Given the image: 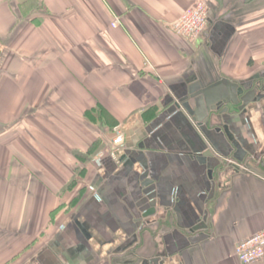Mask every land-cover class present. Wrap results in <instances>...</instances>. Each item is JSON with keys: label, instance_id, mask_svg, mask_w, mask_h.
I'll list each match as a JSON object with an SVG mask.
<instances>
[{"label": "crops", "instance_id": "obj_1", "mask_svg": "<svg viewBox=\"0 0 264 264\" xmlns=\"http://www.w3.org/2000/svg\"><path fill=\"white\" fill-rule=\"evenodd\" d=\"M195 1L0 3V264H242L236 245L264 230V165L239 170L221 121L177 104L264 89V0H205L189 41L172 23ZM257 105L221 118L264 164Z\"/></svg>", "mask_w": 264, "mask_h": 264}, {"label": "built area", "instance_id": "obj_2", "mask_svg": "<svg viewBox=\"0 0 264 264\" xmlns=\"http://www.w3.org/2000/svg\"><path fill=\"white\" fill-rule=\"evenodd\" d=\"M4 0H0L2 3ZM208 21V5L205 0H196L172 23V29L180 37L189 41L198 39L206 28ZM1 52V45H0ZM114 137L111 145L114 155L120 144L124 141V135L121 127L114 128ZM100 156V155H99ZM100 161V157L94 160L95 163ZM231 163L232 160H228ZM227 161V162H228ZM236 167L239 168V163ZM239 170L243 171L239 168ZM235 257L242 264H252L264 258V230L257 232L240 241L235 247Z\"/></svg>", "mask_w": 264, "mask_h": 264}, {"label": "water", "instance_id": "obj_3", "mask_svg": "<svg viewBox=\"0 0 264 264\" xmlns=\"http://www.w3.org/2000/svg\"><path fill=\"white\" fill-rule=\"evenodd\" d=\"M243 90L238 89L235 96H237L235 101H232L233 105H236L241 102V105L232 111H228V108H222L221 105L226 104L225 99L216 101L212 104L204 103V95H192L190 100L187 97H184L178 101L177 107H182L187 110L188 114L193 116V121L197 122V125L200 126L201 122L203 124H208L209 119L216 117L217 120H220V128H217L215 132H223V138L230 144V146L235 150L233 154V159L236 161H242L247 153V151L242 147L240 141L235 136L233 129L229 126L228 121H222L221 115L228 114L229 117L234 118L238 116V112L246 108L251 103L256 102L257 108L261 107L264 109V96L257 95L254 91H250L245 94L240 100L238 98L239 94H242ZM230 97V96H229ZM227 100V99H226ZM193 111V112H192ZM199 117V118H198ZM197 118V119H196ZM207 156H213L211 150H207L204 153H201L196 156V160L199 164L204 163ZM204 224V223H203ZM204 226L203 228H205ZM197 229V228H196ZM147 264H157L156 260L149 261Z\"/></svg>", "mask_w": 264, "mask_h": 264}, {"label": "flooded vegetation", "instance_id": "obj_4", "mask_svg": "<svg viewBox=\"0 0 264 264\" xmlns=\"http://www.w3.org/2000/svg\"><path fill=\"white\" fill-rule=\"evenodd\" d=\"M261 88H263L262 86L258 85V86H253L251 89L247 90V91H243L242 94H239L238 98L239 100L245 95L247 94L248 92L250 91H254L257 95H263L264 96V89L262 90ZM237 98V96H235L234 98L233 97H226L225 98V103L227 104L226 107L228 108V111H232L234 109H236L238 106L241 105V102L239 101L238 104L236 105H233L232 101H235ZM227 99V100H226ZM231 108V109H230ZM245 109V108H244ZM244 109L240 110L239 113L241 111H243ZM217 128H220V124H217ZM216 128V129H217ZM221 129V128H220ZM222 131V130H221ZM240 141V140H239ZM242 147L244 148V143L242 141H240ZM245 149V148H244ZM235 151V150H234ZM247 154V153H246ZM246 155L244 157V159L242 161H239V168L242 169V170H251V168H253L254 166H259L260 164L261 165H264L263 164V161L262 160H258V161H255L253 158H249V159H246ZM220 161L222 164H225L227 165V161L223 158H220Z\"/></svg>", "mask_w": 264, "mask_h": 264}, {"label": "rangeland", "instance_id": "obj_5", "mask_svg": "<svg viewBox=\"0 0 264 264\" xmlns=\"http://www.w3.org/2000/svg\"><path fill=\"white\" fill-rule=\"evenodd\" d=\"M115 127H118V125L117 126H115ZM101 131H102V128H101ZM110 136H111V138H113L114 137V131L112 132V134L110 133ZM112 140V139H111ZM105 144H107V142L106 143H103V142H100V149L98 150V153L100 154V156H98V157H102V155H104V153H106L108 150H109V148L108 147H106V145ZM110 146H111V144H110ZM107 149V150H106ZM102 154V155H101ZM97 156H94V157H92V159L90 160V162L91 161H93L94 159H96V158H98Z\"/></svg>", "mask_w": 264, "mask_h": 264}, {"label": "trees", "instance_id": "obj_6", "mask_svg": "<svg viewBox=\"0 0 264 264\" xmlns=\"http://www.w3.org/2000/svg\"><path fill=\"white\" fill-rule=\"evenodd\" d=\"M100 115H102V110L100 112ZM93 144H94V147H96V145H98L97 142H94ZM93 154L94 153H92L91 150H89L88 152H86V156L84 157V162L86 163L87 161H90L92 159Z\"/></svg>", "mask_w": 264, "mask_h": 264}]
</instances>
